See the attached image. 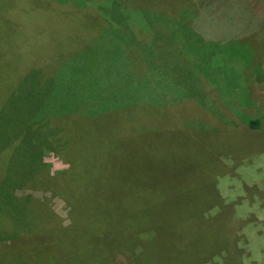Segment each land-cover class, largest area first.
Wrapping results in <instances>:
<instances>
[{"label":"rangeland","instance_id":"1","mask_svg":"<svg viewBox=\"0 0 264 264\" xmlns=\"http://www.w3.org/2000/svg\"><path fill=\"white\" fill-rule=\"evenodd\" d=\"M34 81L50 82L60 100L77 83L80 95L101 83V97L111 90L126 99L81 125L120 131L119 145L91 165L97 194L88 196L101 212L103 195L115 199L123 225L135 216L132 241L125 231L120 239L124 250H137V264H264V0H0V101ZM56 103L48 102L51 110ZM255 118L260 125L251 129ZM65 133L51 135L39 158L23 145L22 157L11 159L14 133L0 152V179L6 170L16 179L22 166L30 171L9 187V206L26 203L31 222L49 210L29 231L0 210V264H30L36 248H50L53 264H95L109 251L102 226L91 237L77 226L71 240L33 241L73 224L69 206L45 185L47 174L69 167L60 154L72 149ZM136 230L166 236L146 248L134 241ZM112 264L134 261L117 254Z\"/></svg>","mask_w":264,"mask_h":264},{"label":"trees","instance_id":"2","mask_svg":"<svg viewBox=\"0 0 264 264\" xmlns=\"http://www.w3.org/2000/svg\"><path fill=\"white\" fill-rule=\"evenodd\" d=\"M23 84L26 83H22V85L17 83L14 86L17 91L16 95L3 98L0 101V152L4 146L6 148L7 143H9V140L14 133L12 143L14 144L15 155L12 154L10 158H13L14 160L20 159L24 154L23 145L30 149L29 151L31 154L35 153V157L39 158L43 152V148L45 149L49 147L50 138L53 139L51 135H56L55 132L60 129L63 130V133L66 132V140H70L72 143L71 145L73 146H70L72 149H64L63 152H60L63 160L68 163L69 167L64 171L55 174L56 176L60 175L69 180L65 181L66 179H64V183H57L54 181L56 176L54 177L47 174V181L45 182V185L47 186L46 188H48L53 195L61 197L69 206L68 214L70 215L73 224L71 226L68 225L66 230L50 228L49 232L52 231V235H56V237L44 239L49 235L43 233L38 236L43 239L38 238L33 241L40 242V245L43 246L44 244H52L53 241H58V239H62V241L71 240L75 236L74 229L77 226L82 228L81 236L91 237L93 235H98V227L102 226L106 230V239L110 244V247L107 255L97 258L95 264H112L114 257L117 254L129 256L134 261V264H137V250H132L134 246L130 250H124V243L120 239L121 233L123 234L125 231L129 235V240L132 241L134 224L136 222L135 216H129V222L123 225L120 214L121 211H118L116 202H112L115 199H109L103 195V197L106 198V204L108 206L112 205L113 209H109L108 206H102L103 212H101V205L92 202L93 195L88 196L90 194H97L96 189L90 186L91 165L99 160L100 155H103L108 147L119 145L121 136L118 134L120 131L118 130L114 132V134L108 135L98 129L99 123L96 126H90L89 128L86 125H81L83 120L89 118L87 115H95V117H97L100 112L122 108L117 107L119 104L120 106L123 105L125 107V103H127L126 99L123 98V96L116 94L121 92L116 91V93L113 94L111 90V95L116 97L112 99L110 93L106 91H104V93L109 96L104 98L101 97L100 93L102 91L99 90V88H101L99 84L101 83H98L95 87H90L94 88V90L91 89L86 95L85 93L80 95V92H85V90L84 86L79 83H77L79 85L76 84L75 86H70V90L66 91L62 97H66L65 100H60L52 94L55 89H50V82H46L45 84L42 83V86L36 81L31 82L28 85ZM1 87L2 86H0V89ZM64 91L65 89L62 88V93H64ZM59 93L60 92L58 91V95ZM85 96H87L86 99ZM90 97L94 99H89ZM95 97L98 99L95 100ZM52 101L57 102L56 104L59 105L55 110H51L48 104V102L51 103ZM66 114L70 117L68 123L55 124L52 128H41L40 125L36 124L42 118L47 116H64ZM80 115H82V117ZM103 119H105V117ZM260 122L261 118L250 119L247 121V125L251 129H257ZM132 133L135 134V132H131V134ZM78 141L79 143L82 142L81 147L76 145ZM116 150L117 149H115V151ZM85 153L93 154V159L87 160ZM0 158L2 159L1 154ZM77 159H81V161H78ZM21 170V175L18 179H16L13 170H9V172L6 170L0 179V210L4 209L11 215L13 220L15 219L17 229H23L25 227L26 230L29 231L30 227L28 223L31 226L33 221L38 223L42 221L45 222V217L49 215V210L45 207L42 211L34 212V217L31 216L33 219L31 222L30 219H26L27 217H30V210L26 203L25 207L23 204L21 207L18 205L9 206V187L23 183L30 173V171L23 168V166L21 167ZM100 198L99 195L94 197L95 200ZM79 203L87 204V207H80L78 205ZM138 210L142 216H149L147 210H144L143 208H138ZM23 217L25 218V222L23 221ZM103 221L108 222L105 224L102 223ZM24 223H26V225ZM137 231L138 230H136L135 236L133 237L134 241L145 244V246H143L146 248L153 246L166 236V234L160 233L157 230L152 232ZM22 235L21 232L20 236L23 237ZM2 241L3 240H0V242ZM130 246L131 245L128 247ZM52 253L53 251L50 248L40 250L36 248L29 253L28 259L30 264H53ZM60 259L63 264H73L71 263L72 259ZM180 264H183V261ZM185 264H190V262H186Z\"/></svg>","mask_w":264,"mask_h":264}]
</instances>
